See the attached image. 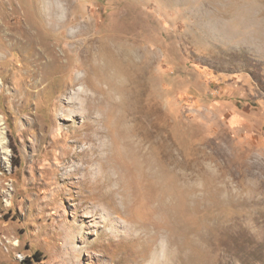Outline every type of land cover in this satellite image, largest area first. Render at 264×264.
Returning <instances> with one entry per match:
<instances>
[{"label": "rangeland", "instance_id": "rangeland-1", "mask_svg": "<svg viewBox=\"0 0 264 264\" xmlns=\"http://www.w3.org/2000/svg\"><path fill=\"white\" fill-rule=\"evenodd\" d=\"M36 252L264 264V0H0V264Z\"/></svg>", "mask_w": 264, "mask_h": 264}, {"label": "bare ground", "instance_id": "bare-ground-1", "mask_svg": "<svg viewBox=\"0 0 264 264\" xmlns=\"http://www.w3.org/2000/svg\"><path fill=\"white\" fill-rule=\"evenodd\" d=\"M27 33V32H26ZM24 34V33H23ZM30 34V33H29ZM25 38H26V41H28V43H32V40L31 39H29V38H27L26 37V35L24 36ZM86 42V41H85ZM30 43V44H31ZM74 46V45H73ZM83 48H85L86 46H87V43H84L83 45ZM33 52H34V54H35V59L37 60V59H44L45 57H44V53H42V50L41 49H38L37 47H34V49H33ZM79 52V51H78ZM138 53V52H137ZM78 54V53H77ZM137 57V56H136ZM84 59H86V57H84ZM136 59V58H135ZM130 60V59H129ZM82 67H84V68H87V67H89V65H88V60L85 62H82ZM38 69H39V66H38ZM32 70H33V73H36V70H37V68H35V67H33L32 68ZM136 75V74H135ZM140 76H142V75H140ZM79 78H77L76 79V83H79V80H78ZM132 83H133V85H136V86H138V85H140V79H139V76L137 77H135V78H133V80L131 81V85H132ZM149 124V123H148ZM83 141V136L81 135V136H79L78 137V139H77V142L78 143H81Z\"/></svg>", "mask_w": 264, "mask_h": 264}, {"label": "trees", "instance_id": "trees-1", "mask_svg": "<svg viewBox=\"0 0 264 264\" xmlns=\"http://www.w3.org/2000/svg\"><path fill=\"white\" fill-rule=\"evenodd\" d=\"M40 255L38 252H36V254L34 256H32V260L34 262H32L30 259H25L21 262V264H38L41 259L40 258H37V256Z\"/></svg>", "mask_w": 264, "mask_h": 264}]
</instances>
